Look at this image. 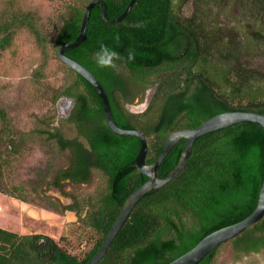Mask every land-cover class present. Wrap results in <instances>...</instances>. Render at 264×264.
I'll use <instances>...</instances> for the list:
<instances>
[{"label": "trees", "instance_id": "trees-1", "mask_svg": "<svg viewBox=\"0 0 264 264\" xmlns=\"http://www.w3.org/2000/svg\"><path fill=\"white\" fill-rule=\"evenodd\" d=\"M104 1L106 16L113 19L130 0ZM238 1L249 10L259 11L264 7V0ZM87 3L71 6L70 15L62 18L53 38L57 49L63 41L71 42L77 37ZM180 6L181 3L175 4L173 0H136L124 19L110 24L102 19L100 5L94 4L85 38L78 46L64 51L100 81L115 123L145 135L147 164L158 156L173 131L197 127L225 111L264 114V37L260 39L261 69L250 67L245 60L241 61L239 46L208 31L206 23L196 14H182ZM20 27L28 28L37 45L42 50L46 48L47 38L34 14L15 11L0 17V50L10 45L13 29ZM101 43L120 53L115 68L97 67L94 57ZM129 52L132 59L128 58ZM62 63L74 77L53 90L51 102L63 96L73 98L70 117L64 121L73 124L76 135L66 136L61 127L41 120L46 126L36 131L45 134L58 152H71L68 166L55 170L45 185L62 187L66 179L88 182L93 170H99L106 179L105 188L94 200L80 202L76 208L80 224L93 230L98 238L79 258L40 233L20 234L0 227V264H86L99 248L125 199L148 179L133 166L139 138L114 132L106 122L94 87ZM118 66L135 72V97H142L148 86L158 82L151 104L144 112L132 114L124 107L120 93L116 92L125 91L116 70ZM35 73L37 79L42 76L41 70ZM0 125V129L8 127L2 106ZM184 141H178L163 158L158 176H165L175 166ZM16 146L13 137H7L6 147L0 150L5 154H0V178L2 166L9 164L8 157L17 153ZM263 179L261 125L241 121L200 135L182 170L162 187L139 198L97 264L169 263L212 231L248 216L256 207ZM22 185L12 184L6 189L0 179V192L10 196L15 192L17 198L25 200ZM41 191L45 193V189ZM224 247L233 259L250 252H264V216L196 264H226L217 262Z\"/></svg>", "mask_w": 264, "mask_h": 264}, {"label": "rangeland", "instance_id": "rangeland-1", "mask_svg": "<svg viewBox=\"0 0 264 264\" xmlns=\"http://www.w3.org/2000/svg\"><path fill=\"white\" fill-rule=\"evenodd\" d=\"M173 1L175 4L181 3L182 14H196L199 20L206 23L208 31L239 46L241 61L245 60L250 67L261 69L263 56L260 39L264 37V7L259 11L249 10L248 6L237 0ZM87 2L0 0L1 18L15 11H29L34 14L37 25L47 38L46 48L42 50L28 28H15L10 45L0 50V106L5 109L8 121L7 129H0V150H4L10 136L17 145V153L8 157V165L2 166L0 179L6 189L12 184H23L25 194V200H21L15 192L13 196L0 192V223H6L8 229L20 234L48 235L79 258L90 250L98 236L90 228L83 227L72 212H64L63 208L53 210L51 202L54 199L43 196L47 195L46 189L45 193L41 191L45 183L52 178L56 169L65 164V158L52 141L46 140L45 134L36 130L46 126L41 121L44 119L51 125L58 124L66 136L76 134L73 124L64 121L62 115L58 114V99L51 102L53 90L60 89L74 77L73 72L58 59L53 38L62 24V18L70 15L71 6H83ZM37 70L42 71L39 79L35 76ZM0 154L5 156L2 151ZM92 173L87 184L69 186L68 191L81 203H87L89 198L94 200L106 186V179L99 170L94 169ZM217 262L264 264V252H250L233 259L230 251L224 247Z\"/></svg>", "mask_w": 264, "mask_h": 264}, {"label": "water", "instance_id": "water-1", "mask_svg": "<svg viewBox=\"0 0 264 264\" xmlns=\"http://www.w3.org/2000/svg\"><path fill=\"white\" fill-rule=\"evenodd\" d=\"M136 0H130L124 9V11L117 16L116 18L110 19L106 16V5L104 0H90L86 7L82 17V21L80 24V29L77 37L71 41H63L57 50L58 58L67 64L70 68L75 70L81 76H83L96 90L100 101L102 103L104 116L108 126L116 133L119 134H127L137 136L140 140V147L134 158V167H137L143 174L148 176V179L140 185L135 191H133L123 202V205L111 225L109 231L101 242L99 248L92 256V258L86 264H97L99 260L105 254L109 244L117 234L118 230L124 223L125 219L129 215L130 211L139 200L141 196L147 193L150 190L157 189L162 187L164 184L173 179L185 166L192 150V146L194 141L200 135L207 133L212 130L220 129L226 127L228 125L241 122V121H252L264 128V114L258 113L255 111H243V110H233V111H225L218 113L197 127L194 128H186L173 131L170 133L160 151L158 156L152 160L149 164L145 162L146 153H147V141L145 135L137 129H128L119 127L112 116L111 107L108 99V95L100 83V81L96 78V76L88 70L85 66L77 62L76 60L68 57L64 54L65 50L74 48L78 46L81 41L85 38V33L89 21L90 11L94 4L100 5V14L103 20L107 23H118L122 19L126 17L130 9ZM156 91V87H153L146 94V97L143 102L139 104H135V107L132 108V111L135 113H141L145 111L150 105L154 93ZM74 104V100L71 97H66L59 101L56 106L62 112V115L66 116L67 111ZM181 139H185L180 157L175 164V166L165 175L158 176L157 169L160 166L163 158L170 151V149ZM264 216V179L261 184V188L259 191V196L257 199L256 207L254 210L242 220L235 222L233 224L221 227L212 231L211 233L204 236L195 246H193L190 250L178 256L174 260L170 261L167 264H196L199 262L205 255H207L210 251H212L217 246L231 240L232 238L241 234L246 228L258 222Z\"/></svg>", "mask_w": 264, "mask_h": 264}, {"label": "flooded vegetation", "instance_id": "flooded-vegetation-1", "mask_svg": "<svg viewBox=\"0 0 264 264\" xmlns=\"http://www.w3.org/2000/svg\"><path fill=\"white\" fill-rule=\"evenodd\" d=\"M185 49H187V47ZM116 70H117V72L120 75L121 87L125 88L124 92L120 91V89H117L118 91H116V92L120 93V96L122 98V102L124 104V107L130 113L135 114V111H132V108L135 107V104H139V103L144 101V99L146 97V94H147V92L149 90H151L153 87H156V89H157L158 82H154L152 85L148 86L146 88V91H145V93H144V95L142 97H138V96L135 97V72L131 71V69H128L126 67H120V66H118L116 68ZM155 79H157V78H154L152 80L155 81ZM64 98H66V96L60 97L58 99V102L62 101V99H64ZM72 109H73V105H72V107H70L68 109L69 111H67V115L66 116L62 115V112L59 109H57V112H58L59 115L60 114L62 115L61 119L67 120L70 117ZM56 125L59 126L58 124H56ZM70 137H73V136H70ZM60 154H62V156H64L65 164L60 166L58 169L68 166L69 160H70L69 157L71 156V152L68 150V151H64L63 153H60ZM58 169H56V170H58ZM91 178H92V176H91ZM90 180L88 182H90ZM88 182H73V181H71L69 179H66L63 182L62 187H59V186H56V185H53V184H48V185L44 186L43 189H46L47 197H49V198L51 197L52 199H54V201L51 202V205H52L51 208L53 210H57V208L58 209H62L63 208L64 212L68 210V211L72 212L74 214V216L77 218V220L79 221V219H78L79 217H78V215L76 213V208L79 207V204H80L81 201H80V199H78V197L74 196L71 192H69L68 189H70V187H69L70 185L87 184ZM66 185L68 186V188H64V186H66ZM90 199L91 198H89V200ZM59 206H60V208H59ZM42 235H44V234H42ZM44 236L50 237L48 235H44Z\"/></svg>", "mask_w": 264, "mask_h": 264}, {"label": "clouds", "instance_id": "clouds-1", "mask_svg": "<svg viewBox=\"0 0 264 264\" xmlns=\"http://www.w3.org/2000/svg\"><path fill=\"white\" fill-rule=\"evenodd\" d=\"M95 63L97 67L104 68H115L116 61L120 59V53L115 49L110 48L108 45L101 43L99 49L95 52ZM129 59L133 58V54L129 52Z\"/></svg>", "mask_w": 264, "mask_h": 264}, {"label": "crops", "instance_id": "crops-1", "mask_svg": "<svg viewBox=\"0 0 264 264\" xmlns=\"http://www.w3.org/2000/svg\"><path fill=\"white\" fill-rule=\"evenodd\" d=\"M3 220H4V217H3ZM5 224H6V223H3V224L0 223V227L5 228V229H8L9 227L6 226ZM8 230H11V229H8ZM11 231H14V230H11ZM15 232H16V231H15Z\"/></svg>", "mask_w": 264, "mask_h": 264}]
</instances>
